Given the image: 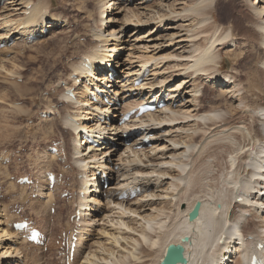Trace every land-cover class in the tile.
<instances>
[{
	"label": "bare ground",
	"instance_id": "obj_1",
	"mask_svg": "<svg viewBox=\"0 0 264 264\" xmlns=\"http://www.w3.org/2000/svg\"><path fill=\"white\" fill-rule=\"evenodd\" d=\"M226 1L227 2L224 3L225 5H223L222 0H160L158 1V4H153L151 7H147L154 13V15L150 16L158 19L160 18V20H158V24L160 26L161 24H163V22L167 24L170 23L169 26H167L169 27L168 29L171 31L175 30V32L169 31L170 33L168 34L172 36V40L173 37L184 32L183 35H179L181 38V42L185 41V38L187 37L193 38L194 36L196 37L197 34L209 31L212 28V25L210 24V22L207 23L208 21H212L214 25L215 22L220 23V25L225 24V20H227V12L231 11L229 12L231 13V16L233 12L235 14L236 12H238L240 16L239 18L243 20L245 26L247 27V29L242 28V34H244L245 36L247 34L245 38H247L250 42L248 54L253 55L254 53H257V55L253 59H251L253 62L251 63L250 67H246L245 65H241V63H239L241 69L242 66L243 68H246L244 70L238 69V65L237 68H232L231 71H222L224 67L222 66L220 61L221 56L215 50L217 46L225 42L235 44V42L237 41L234 40V36L237 35L234 32H236L237 26L239 25L234 23V21L233 23L235 25L232 23V26H230V28L229 26L224 27L223 25V29L218 35L215 34V31H218L219 28L217 30L215 29V31H213L214 33L212 32L213 35L207 38L209 46L207 45L203 48H200L198 42L190 45H182L181 43L178 44L180 45V55L177 56L193 59V63H191L192 61L190 62L191 65L186 64L185 66L186 70H193L192 73L189 74V77L193 76V74H196L195 81H197V79H200L203 75H207L208 77H212L215 83L220 82V85L227 86L228 89L226 90V94H228L229 92L234 95L229 97V95L224 96L221 93V95L224 96L223 97L220 95L224 102H218L216 98H213V101L211 102L212 104L205 110V106L200 105L201 103L199 101L201 95L203 96V93H201L199 96V91L201 89L198 88L199 85L193 84L192 92H194V95H192L193 99L190 100L191 102H195L194 104H191L196 107V109H193V112H191V109L190 112H188L187 110L182 111L180 108L176 109L172 106H169L167 108L159 110L158 115H156V113L147 114V116H145V118H148L147 120L140 119V122L143 123H153L150 127L147 128V132L152 133L155 130V126H159L156 129V131H158L163 128L162 125L165 123L175 124V122L181 120L189 122L190 120L188 119H191L192 117L196 118L194 120L195 126L191 127L192 133H190V136L187 140L180 141L181 138L177 139V137L176 139H170V142H172L174 145H178L179 143H181L184 144V146H174L171 149H168V152H165L170 144L161 145L160 142L162 141H160V137L157 136L159 144L157 143L156 146L148 150L146 149L148 146L140 150H134L133 146L135 145V143H133L131 147L126 148V150L124 151V154L128 153V155L125 156L126 159L120 158L118 162L116 161L117 159H114L112 155L108 156L109 152L115 151L116 153V149H113L112 143L111 146L110 144H104V150L109 151L106 153L105 151L100 152V155H103L101 157V162L100 155H98V153L96 154L94 152L95 150H90L89 148V152H82V141L79 145H73L74 152L71 153V155L68 154L70 156L69 159H71V161L73 162V168L76 170L74 175L76 177H78L79 175L83 177V179H80V181H78L81 185L82 190H84L83 187L85 186V193L83 192V194H81L80 190L77 195L78 197L76 198V200L79 201V206H91V204L88 202L89 191L91 188V186L89 187L90 179H88V177L89 172H96L97 169L94 170V168L97 167V164H99L98 168L103 167L104 169H106L111 175V178H114V173L117 172L118 178L120 176V180L115 184V186L112 187L113 189H111L109 192L107 191L106 197L110 200L109 204H115L114 209L120 210L123 215L121 217L119 216L118 220L114 224L122 225L129 229V232L125 233L127 234L125 236L121 233L112 234L116 246L107 249L106 251L108 254L103 257H97V260L91 259V257H96L95 253L92 254L91 251L87 252V248L84 247L83 244H80V242L83 240L82 235L80 242H78V248L76 249L75 253L77 259L76 261L78 263L85 255L83 259L89 261L90 263L82 262L81 264H159L164 257L167 246L169 244L180 243L184 244L185 256L188 259V264H225V262H227L228 264L229 262H231L232 264H242V260L239 258L240 250L244 247H249V245L252 244L253 241L264 242V195H262L264 194L262 193L264 187L259 188V185L264 186V103L256 105L254 99L251 97V95L253 94H258V96L262 95V93L264 94V0ZM260 1L262 2V4H260ZM15 2L19 5H22V7L19 9H24V16L17 21H15L14 19L4 21L7 24V33L4 37L5 39H8L10 36L16 35L17 38L14 39L15 41H27V38L30 35H37V33L35 32L44 26L56 29L58 26H62L66 22V19H64L63 17L53 16L51 14L50 5L46 0H10V3L14 4ZM103 3L104 4L100 6L102 8H104L106 5L108 7L115 5L114 2L107 0H104ZM104 12L100 14L104 15ZM142 14L136 13L129 8L126 14L121 17L123 20L122 24L124 28L134 26V30L130 32L129 36H136L135 39L141 37L137 35H139L143 30L146 29L145 27L148 23L152 22V17H150V20L146 14L141 17ZM143 18H145L146 21L143 20ZM98 19L101 24L98 26L93 25V28L91 29L92 38L96 40L94 42L96 44L89 45L90 43H87V48H89H85L86 51L84 50V52H81L82 55L79 62L72 64V72H78L82 75L93 74L91 70H93L100 62H106L107 58H109V61H107L110 62L109 65H113L114 61L112 59V55L116 52L115 50H117L118 45L121 44H117L112 48V50H110V52H112L111 55L104 53L103 49L106 47L103 44L109 41L107 36H109V38L115 37L116 39L119 37L116 36V31L113 32L114 30L110 32L109 30L108 32L106 30L105 32H103L101 25L104 26V24H107L109 22L112 23L114 22L115 18L112 16L104 17L99 15ZM180 21L183 22L178 24V22ZM44 22H48V24L45 25ZM59 23H61V25H59ZM206 23L209 24V26H204L207 25ZM200 27L201 29H199ZM146 32L148 36L149 34L151 35L152 33H154L155 30L151 29ZM106 33L108 34L106 35ZM230 37L231 39H229ZM1 42L2 41L0 40V44ZM35 50L37 51L38 49ZM259 51L260 53H258ZM44 59L47 60L48 58ZM87 60L90 61L92 65L90 63L86 64L85 62ZM239 60H237V63ZM13 61L14 60H12V62ZM44 62L45 61L40 59L39 64L42 65ZM260 62L262 66H260ZM148 63L149 62H143L142 65L145 67V65ZM253 64L255 65V67L252 68ZM39 68H36L37 71L39 70ZM33 69H35V67ZM97 71H100V74H102L106 71V68L100 67L97 69ZM242 71H244L246 74V82L244 80ZM72 72L68 75L70 79ZM11 73L13 77L16 75V72L14 71H11ZM89 75H87V77H89ZM19 76L22 77L19 74L18 78ZM61 79L67 81V79L64 78ZM98 79H100L101 81L102 77H99ZM134 79L135 78L131 79V83L134 82ZM27 81L29 80L27 79ZM186 81L187 80H184L183 83L188 84L190 82ZM29 82L24 84L11 82V84L13 85L11 86V88H17V91H20V93L22 94H26L28 91L30 92V90L33 89V87H31V80ZM118 82H121L120 78L116 79V83ZM163 83H166V80H161L157 84H149L150 87L152 86L153 88L158 84H162L161 88L156 91V96H159L158 93L161 94L164 90ZM66 88H72V85L65 87V89ZM88 88L89 87L87 85L84 87V89H80L79 87L78 91L74 92L75 98L65 94V90L63 89L60 94L62 102L67 103V105L71 106L74 109H76L75 106H77V108L87 109L93 113H96L95 111L97 109H102L104 112H106L108 110L107 107L101 106L100 108L99 104L92 102L91 99L88 98ZM208 89L209 87L205 86V90L207 91ZM153 90L155 89L150 90L151 93ZM170 90L171 91L169 92L172 93V95L168 100L178 98L174 95L172 89ZM119 91L120 90H118L117 88L115 95H118ZM229 98L234 100V103H244L243 107H236L235 105H233V103L229 104ZM159 99L160 98H157L155 101L157 102V100ZM100 101H102L101 98ZM53 104L54 103L50 105ZM131 104L132 103L127 104L126 107L131 106ZM18 105V103H14L12 105L14 110H25L24 107ZM80 105H83V107H79ZM182 106L184 107V104H182ZM113 110L114 114L112 116L117 117L121 112L120 108H113ZM48 111H51L54 114L58 112L60 113V110L52 107L48 108ZM194 112L196 113L194 114ZM46 113L48 112L46 111ZM78 115L79 114L75 113L63 114V123L67 124L74 130V142L76 139L78 140L80 138V129H84L83 132L87 133V128L91 127H87L88 125L83 126L82 122H80L76 118L78 117ZM98 115H96L97 118ZM113 120L115 123L113 122L112 126H115V134H118L116 128V122L118 118H113ZM94 122H96L93 125L95 128H92V130L90 131H92L93 133L94 130H96L95 132H97V135H88H91V137L93 138L95 136L98 138V135H101L105 139L104 135L106 134L105 132L107 130V126L105 125L104 127H102L103 123L100 122L99 118ZM177 124H179V122H177ZM84 140L86 139L84 138ZM119 142H121L120 144H123L122 141H118V143ZM85 143L87 145V141H85ZM199 144L201 146H199L198 151H196L195 153V150L198 147L197 145ZM211 151H213V153ZM130 152L133 154L130 155ZM140 152H144L146 158V161H144L145 163L157 162L156 166L167 163H175L177 168L174 169H178V171H180V174H178V176H173L177 183L170 182V184L167 186V188L171 191V208L168 209V212L165 210L167 206L166 202H162V205L160 202V204L157 203V200L163 199L164 196L162 193L157 194L155 190H153L151 194L148 193V190L151 187L150 180H147L146 183H143L144 186L140 185L141 187L145 188V192H147L148 194H143L141 198H136V200H134V202L132 203H130L129 200H118V197L115 194L117 186L131 183V178L137 181L136 185H139V173H146V171L142 172V167L145 166H142L141 164V162H143V159ZM168 153L171 154V160L168 159ZM45 155L44 157H46ZM209 158L213 159L212 163H210V161L208 160ZM48 161L49 163L52 162L51 160ZM189 163L192 166H189ZM116 165H119L118 170H115ZM214 167H218L216 168L218 171L213 173V175L211 176L208 174V171L210 169L213 170ZM131 169L135 171L129 172V170ZM162 172V175L167 176L165 170H163ZM5 176L8 177L7 174ZM210 179L212 181L207 182ZM214 184H216L218 188L215 189ZM22 187L23 189L26 188L25 186ZM12 189L15 190L14 186L12 187ZM42 190H44V188ZM23 192L21 190L19 194ZM44 192L46 191H43V193H41L40 195L41 197H45V199L47 198V202H51L54 200V196L51 191H48L46 193ZM258 193L259 196H257ZM23 194L25 195V193ZM148 197L161 198H156V201H154L153 204H150V202H152L154 198L147 199ZM238 197H241L240 202H236V199ZM23 198L24 196H22V199ZM146 199L148 200V203L145 205L143 203V200ZM76 200H74L73 202H75ZM93 201H97V199L93 198ZM197 201L201 202L200 214L195 220L190 221L189 212L192 210ZM133 204H136L135 209H133L135 207ZM138 204L140 205V207ZM181 205H184L185 208L181 209ZM144 206H148V211L146 213H140L139 211ZM37 208L36 215H44L43 206L40 208L37 206ZM79 210L81 211L83 209ZM82 212L84 213V211ZM127 212L133 214L139 213L141 217L138 219V223L140 224L139 226L135 227L124 220V215L129 214ZM86 214L87 213L82 214V220H85V216L89 215ZM248 215L249 218L247 217ZM131 217L132 216L130 215L128 216V218ZM8 221H10V219ZM0 224L2 223L0 222ZM249 225H253L256 228L254 229L253 227L255 231L252 232V228L249 229ZM84 226L86 227V225ZM9 227L10 226H5L3 229L10 232L12 227ZM132 230H134V232H131ZM6 231L5 234L8 233ZM17 234L18 233H16L15 235L18 237ZM252 235L254 240H248V236ZM185 236L189 237V240L187 242H183L182 240ZM222 237H224L222 240L223 242L220 243V239ZM121 241H124L125 244L120 245ZM117 244L120 245V249L116 251ZM228 253L230 254L229 256ZM34 260L37 261L38 259L34 258ZM35 264H40L39 260Z\"/></svg>",
	"mask_w": 264,
	"mask_h": 264
},
{
	"label": "rangeland",
	"instance_id": "obj_2",
	"mask_svg": "<svg viewBox=\"0 0 264 264\" xmlns=\"http://www.w3.org/2000/svg\"><path fill=\"white\" fill-rule=\"evenodd\" d=\"M2 1L0 0V3ZM46 1L50 5L51 14L53 16H60V17H63L64 19H66L67 26H65V27L62 26V27H59L58 29H50L51 31H50L49 35L45 36L44 38H42L41 40H39L35 44H28L25 46V44L23 45V43H21L20 41H15L14 42L15 44L12 47H4L0 50V52H1L0 53V153L10 154L12 157L11 158L12 163L7 164L8 167L4 166L6 164H3L2 160L0 161L3 164L2 165L0 163V177L3 176L2 180H4V178H5V182L1 184L3 187V190H4L3 193L5 196L15 194V193H17V190L19 189L18 190L19 193L22 190V192L24 191L23 193H25V192L28 193V199L31 198V196L29 194L30 189H27V191H25L26 188L23 189L22 185H18V184L14 185L13 183H8L7 176H5L6 174L7 175L9 174L8 176H10V174H12V173L20 175V174L32 172L33 174H36L40 179H42L41 184L45 185V181L42 178V174H43L42 172H43V170L46 171L49 169L45 170V168H41L40 165L50 166L51 163H53V161H55L54 163H56L57 162L56 160H58L59 158H61L62 160L65 161L67 159V157H68V159L70 158V156L68 154L71 155V153L74 152V150H73L74 144L79 145L81 141H82L83 145L86 144L85 143L86 140L83 139L84 140L83 141L81 138H79L78 140L76 139L74 142V139H75L74 130L72 128H70L67 124L63 123L62 112L64 114H66V113L79 114L78 117H76V118L80 122H82L83 126L88 125L86 123L87 120H88V122L90 121L91 124L87 127H90V126L91 127L87 128L88 130H86V131L91 133L92 135H97L96 134L97 132H95L96 130H94L93 133H92V131H90V130H92V128H95L93 125L96 122H94V124H93V121L98 120V118L96 117L97 113L93 114L92 117H94V120L92 121V118L88 119V117H91V115H90L91 111L90 110L80 109V108H77V106H75V108L77 110L75 112V111H73L74 108H72L71 106L68 105V107H67V106L63 105L59 108L62 112L59 113L60 117L58 115L56 116V118H57L56 120L55 119L49 120L52 118L47 119V117H42L40 119L39 112L49 108L51 106L50 104H52L53 102L57 103V101L59 99L62 101V98L60 95L62 91H61V88L59 89L56 87V82H58V79H60V78L69 77L68 73L72 70V64L79 61L76 59V57H79V56L81 57V55H82L81 52H84L85 48L86 49L89 48V47L87 48V43L88 44L90 43L89 45L96 44V43H94L96 40L94 38H92L91 29L93 28V25L98 26L101 24L98 21L99 15L104 16V17H111L112 16L115 18L114 22H112V23L109 22L107 24H104V26L101 25V28L103 29V32H105L106 30H107V32H108V30H109V32L112 30H114L113 32L116 31L115 34L119 38H117V39L115 37L109 38V36H107L109 41L105 42L104 44L102 43V44L106 47L103 49L104 53L108 54V55L112 54V52H110V50H112V48L114 46H116L117 44H121V45H118L117 50H115L116 52L113 53V55H112L113 56L112 59H114L113 66L120 69L119 70L120 75L124 71L131 70L130 71L131 73L129 74V76H131V74H134V72L136 70L141 71L142 69H145L149 65L151 72H150V75L148 76V78L146 79L144 84H147V86H150L149 85L150 83L157 84L161 80H166V83H163L164 84V90L169 92V91H171L170 89H172L174 95L176 97H178V98H176L177 100L176 99L175 100L177 102L179 99L182 100V101H180L179 104H177L176 107H174L176 109L180 108L182 111L187 110L188 112H190V109H191V112H193V109H196V107L191 105V104H194L195 102L190 101L191 99H193L192 95H194V92H192V88H193L192 85L193 84L199 85L198 88L201 89L199 91V96L201 93H203V96L201 95V98L199 99V101L201 103L200 105L205 106V107L203 106L205 110L208 108V106H210L212 104L211 102L213 101V98H216L218 100V102H224L222 100L221 96L229 95V97H231L234 95L232 93H229V92H228V94H226L227 93L226 90L228 89L227 86L220 85V82L215 83L214 79L212 77H208L207 75H203L200 79H197V81H195L196 80V74H193V76L189 77V74H191L193 70H186L185 66H186V64L191 65V63H193V61H192L193 59L177 56V55H180V50H179L180 45H178V44L181 43L182 45L183 44L184 45H186V44L190 45V44L198 42L200 48L201 47L203 48L207 45L209 46V42H208L207 38H209L211 35H213V33H214L213 31H215V29L217 30L219 28L218 31H215V34L218 35L221 32V30L223 29V25H224V27L229 26V28H230V26H232V23L234 21V23L239 25L241 28L240 29L239 26H237V30H236V32H234L237 34L234 36V40L235 41L237 40V41L235 42V44L230 43V42L229 43L225 42V43L217 46L216 50H215L221 56L220 61H221L222 66L224 67L222 69V71H224V70H230L231 71L232 68H237L238 65H239L238 69L244 70L246 68H243V66H242V69H241L239 63H241V65H245L246 67H250L251 63L253 62L251 59H253L257 55V53L256 54L254 53L253 55L248 54V50H249L248 48H249L250 42L247 38H245L247 36V34H246V36L244 34H242L243 33L242 30L247 29V27L245 26V23L243 22V20H241L239 18L240 16H239L238 12H236V14H235L232 11L233 12L232 16L230 15L231 13H229L231 11L227 12L226 13L227 20H225V24L220 25V23L215 22V25H216L215 26L212 23V21H208L207 23L210 22V24L212 25V28L209 31H207L205 33L197 34L196 37L194 36L193 38L187 37V38H185V41L181 42L180 41L181 38L179 35L180 34L183 35L184 32L173 37V40H172V36L168 35L170 33L169 31H171V30H169L168 29L169 27H167V26H169L170 23L167 24V23L163 22V24H161V26H160L158 24V20H160V18L158 19V18L150 16V15H154V13L152 11H150L147 7H149V6L151 7L153 4L154 5L158 4V1H160V0H149V2L146 0H134L132 3L128 2L127 0H107V1L114 2L115 5L110 6V7H108L106 5L107 7L105 6L104 8L100 7L102 4H104L103 3L104 0H46ZM190 1H192V0H190ZM219 1H221V0H219ZM253 1H255V0H253ZM226 2H227L226 0H222L223 5H225L224 3H226ZM139 3H142V4H139ZM260 4H262L261 1H260ZM21 7H22V5H19L16 2L14 4L10 3V0H6L5 4H3V3L0 4V38H1L0 40L2 42L7 40L4 38L5 34L7 33V24L4 21L10 20V19H14L15 21H17L20 18H22L24 16V14H23L24 9L23 8L19 9ZM127 8L128 9L130 8L131 10L135 11L136 13H140V14L145 13L147 15V17H149V19H150V17H152L151 18L152 22L148 23L145 27L146 29L144 28L145 30H143L139 35H137V36H141L138 39H135L136 36H134V37L129 36L130 32L132 30H134L133 29L134 26L129 27V28L123 27V24H122L123 20L121 17L124 14H126V12L128 11ZM102 12H104V15L100 14ZM145 14H142L141 17ZM143 20L146 21L145 18H143ZM235 20H236V22H235ZM145 21H143V22H145ZM237 21H239V22H237ZM181 22H183V21L178 22V24H180ZM239 23H241V24H239ZM242 25H243V27H242ZM170 26H172V25H170ZM204 26H209V24L204 25ZM213 27H215V28H213ZM123 28H124V31H123ZM151 29H154L155 32L152 33L151 35L149 34L147 36L146 31H149ZM199 29H201V27ZM171 32H175V30H172ZM107 34L108 33H106V35ZM14 36H16V35H14ZM15 38H17V36ZM229 39H231V37ZM18 42H20V43H18ZM35 49H38V50L36 51ZM245 52H246V55H245ZM258 53H260V51ZM258 56H260V55H258ZM33 57H35V58H33ZM44 58H48V59L45 60ZM40 59L45 61L42 65L39 64ZM260 59H259V61H260ZM7 60H9V61H7ZM12 60H14L13 61L14 63L12 62ZM48 60H49V62H48ZM106 60L109 61V58H107ZM144 60H146V61H144ZM237 60H239L238 63H237ZM107 61H106V63H108V65H109L110 62H107ZM143 62H149V63L146 64L144 67L142 65ZM56 64H58V65H56ZM51 65H52V67H51ZM260 66H262L261 62H260ZM34 67H35V69H33ZM253 67H255L254 64L252 65V68ZM36 68H39V70L37 71ZM8 71H10V72H8ZM11 71L16 72V75L14 77L12 76ZM140 71H138V73H136V74H139ZM98 73H101V72L98 71ZM242 73L244 76V80L246 82L247 81L246 76H245L246 74L244 71H242ZM19 74L22 77L19 76V78H18ZM87 75H89V74H86L85 77H87ZM27 79L29 81L31 80V83H32L31 87H33V89L30 90V92L28 91L26 94H22V93H20V91H17L18 90L17 88L16 89L11 88V86H13L11 84V82H17L19 84H24V83L29 82V81H27ZM98 80L100 81V79H98ZM184 80H187L190 82L188 84L187 83L184 84L183 83ZM128 82H130V84L133 85V82L131 83V80ZM33 83H34V85H33ZM86 83H87V81H86ZM118 83H119V85H117V87L119 88L120 91L124 90L125 86H127L122 81L118 82ZM161 85L162 84H158L154 88L151 86L150 90L155 89L152 91V93H154V92L157 93L156 91H158L161 88ZM170 86H172V87H170ZM205 86L209 87V89L207 91L205 90ZM53 88L55 89L54 91H53ZM80 89H81V87H80ZM222 89H224V90H222ZM221 93L223 95H221ZM158 94H160V93H158ZM251 97L254 99V102L256 103V105L264 103V94L263 93L260 96H258V94H253V95H251ZM133 101L134 100H131L129 103H132ZM187 101H190V102H187ZM233 101L234 100L229 98V104L233 103V105H235L236 107L239 106L241 108L244 105V103L239 104V102L234 103ZM14 103H18L19 104L18 106L24 107L25 110L24 111L14 110V108L12 106ZM182 104H184V107L182 106ZM226 106H228V105H226ZM79 107H83V105H80ZM54 108H56V107H54ZM71 111H73V112H71ZM158 111L159 110L155 111L154 113H156V115H158L159 114ZM91 113H93V112H91ZM195 113L196 112H194V114ZM201 114H199V115H201ZM147 119L148 118H146L144 120H147ZM195 119L196 118L192 117L191 119H188V120H190L189 122H185L183 120L177 121V122H179V124H177V122H175V124L174 123H165L162 125L163 128L161 130H158V131H156V129L159 126H155L154 131L157 134H154L153 145L150 148H148V147L147 148L145 147V148L148 150V149H151L152 147L156 146V144L158 143L157 136H159L160 141H162V142H160L161 145H163V144L169 145L170 144L169 147L167 148V150H165V152H168V149H171L174 146L175 147L184 146V144H181V143H179L178 145H174L172 142H170V139L171 138L176 139V137H177V139L181 138L180 141L187 140L190 136V133H192L191 127L195 126V121H194ZM84 120H86V121H84ZM111 120H112V122H111V124H112L114 122V120L113 119H111ZM188 120H186V121H188ZM207 121H209V120H207ZM180 122H184V123H180ZM151 124H153V123H149V127L151 126ZM105 125L103 123L102 127H104ZM71 131L73 132L72 134H71ZM113 131L114 132L109 134V136H113V134L115 133V130H113ZM154 131L152 133H155ZM108 133H110V132H108ZM118 134H115V135L117 136ZM121 134L118 135V137H114V139L117 140V143H118V141H122V139H123V137H121ZM104 137H105V139L107 138L106 135H104ZM60 138L63 139L66 146L71 150L70 153H68L66 151L65 147L64 148L61 147V150H60L61 153H59L57 155L51 154L50 152H46V153L43 152V150L46 149L47 145H50L52 143V140L60 139ZM106 141H108V140L106 139L105 142ZM70 142H71V144H70ZM107 144H110V142H108ZM110 146H111V144H110ZM197 146L198 147L196 148L195 153H196V151H198L199 146H201V145L199 144ZM13 150L20 151V153L17 154L19 156L14 157L13 153H12ZM88 150H89V148H88ZM121 150L122 149L119 148V153H117V149H116V153H115V151L109 152L108 156L112 155L114 157V159H117L116 161H118L120 158L126 159L125 156L128 155V153L124 154V151L126 150V148L122 152H121ZM147 150H146V153H147ZM30 152H32V153H30ZM82 152H84V151L82 150ZM86 152H84V153H86ZM94 152L96 154L99 152L98 155H100V151H94ZM211 152L213 153V151H211ZM47 153H48V156H47ZM49 154L53 155L55 158ZM132 154L133 153L130 152V155H132ZM140 154H141L142 159H143V162H141V164H142V166L146 167V168L142 167L143 168L142 172L146 171V173L145 174L139 173L138 176L141 179L140 178L138 179V180H140L138 182V184H139V186L140 185L144 186L143 183H146L147 180H150V185H151L150 189L151 190L149 189L148 193L151 194L153 190H155V192L157 194L162 193L164 197L161 200H157V203L158 204L161 203V205H162L163 204L162 202H164V203L166 202L167 206H166L165 210L168 212V209L171 208V196H170L171 191L167 188V186L170 184V182L177 183L173 176L174 175H175V177L178 176V174H180V171H178V169H174V168H177L175 163H167V164L158 165V166H156L157 162H154V163H147L146 162L145 163L144 161H146V158H145L144 152H140ZM44 155L46 157H44ZM102 156H100L101 162H102V159H101ZM167 156L169 157L168 158L169 160L172 159L170 153H168ZM53 158H54V160H53ZM43 159H44V161H43ZM48 160H51L52 162L49 163ZM208 160L210 161V163H212V161H213L212 158H209ZM57 163H59V164H54L52 166V168L54 170L59 171L60 169L66 168V167L64 168V165L62 162L58 161ZM72 164H73V162H72ZM92 164H95V163H92ZM173 165H175V166H173ZM189 166H192V165L189 163ZM72 167H73V165H72ZM101 168H103V167H101ZM216 168H218V167H214L213 170L210 169L208 171L209 172L208 174L212 176L213 173L218 171ZM73 170L76 171L74 168H73ZM163 170L166 171L165 173H167V176L162 175ZM131 171L132 170H130V172ZM134 171L135 170H133V172ZM116 173L117 172L114 173L115 179H116V177H118V173L117 174ZM80 177L81 178H79V179L76 178L77 182L80 181V179H83L82 176H80ZM159 177L162 179H160ZM94 179L95 178H93V180ZM97 179L99 180L98 177H97ZM119 180L120 179L118 178V180L116 182H114L113 185L111 184L110 188L107 191L109 192L111 189H113L112 187L115 186V184L118 183ZM130 180H131V183H134V185H136L137 181H135L133 178H131ZM211 181L212 180L210 179L207 182H211ZM13 186H14L15 190L12 189ZM21 187H22V189H21ZM260 187L263 188L264 186L259 185V188ZM43 188H44V190H42ZM43 188L40 189L42 191L38 190V193H39L38 196H40V199L47 200V198L46 199H45V197L42 198L40 195L41 193H43V191L48 192V190L45 187H43ZM214 188L216 189V188H218V186L216 184H214ZM83 189L84 190H82V191L85 193V186L83 187ZM263 190H264V188H263ZM263 190H262V193H263ZM93 191L94 190L90 188L88 202L91 204V206L90 207H89V205L84 206V207H89L87 209H89L90 211H89V213H87L88 212L87 209H84L83 214H85V211H87L86 213L89 215L86 214L87 216H85V220H82L83 225L81 227V229H82L81 232H86V231H89V232H86L83 240L81 241L82 243L80 242V244H83V246L87 248L86 249L87 252L91 251L92 254L95 253L96 257L95 258L91 257V259L97 260L96 259L97 257H103V256H106L108 254L106 251L107 249H110V248L116 246V244L114 243L112 234L121 233L125 236V235H127L125 233H128L129 229H127L125 226L114 224L118 220L119 216L120 217L123 216L121 211L118 209H114L115 204H111V205L109 204L110 200L107 197L103 196V193H104L103 191H101V195H99V196H96L95 194H93L92 193ZM107 191H105V192L107 193ZM46 192H44V193H46ZM23 193L19 194V197H18V200L21 199V202H24L27 199V198H25V197H27V195L26 194L24 195ZM148 193L145 192L144 195H146ZM22 196H24L23 199H22ZM257 196H259V193L257 194ZM90 198H91V200H90ZM93 198L97 199V201H93ZM138 198H141V197H138ZM153 198H154V200H152V202H150V204H153V202L156 201L155 200L156 198L160 199L161 197L160 198L148 197L147 199H153ZM6 199H8V197ZM31 199H34V202L37 204H35L33 202V200L30 201V204H29L30 209L35 213V214L34 213H30V214L34 218H36V220L40 226L49 230V232L53 236V239L55 240L56 235L59 233V227H58V225H55L58 216L56 214L52 215V213L49 214L47 209H45L46 204L43 201L35 200L36 198H31ZM147 199L143 200V203L145 205L148 203ZM105 200H107L106 203H105ZM134 200H136V198H134L132 201H130V203L134 202ZM9 203H11V201L0 202V219H1L0 222L2 223V224H0V226H1L0 227L1 228L0 229V264H8V263L9 264H13V263L20 264L21 261H23L24 264H27L24 260H21V261L16 260L18 258L25 259V260L27 259L28 254L25 253V246H24V244H26L25 241L24 240L22 241V239L19 236L17 237L15 235L16 233L13 231V229L11 227H9V228H11L10 232L3 229L5 226H10V222H13L12 221L13 216L8 212L7 207H6V205H8ZM92 203H99V204H92ZM26 204H28V200L26 201ZM34 205H36V206H34ZM41 205L43 206V214L45 216L40 214L38 217V215H36V208H37V206L39 208L42 207ZM59 205H60L59 211L61 213V216L59 214L60 218L65 217V213L68 211L73 212L72 207L68 209L67 207L65 208V205L63 203H59ZM96 205H98V206L105 205V206H103V211H105V212H103L102 210L97 212L96 208L93 209V207H96ZM133 205L135 206L136 204H133ZM77 206H79L78 203H77ZM115 207H117V206H115ZM139 207H140V205H139ZM4 208H5V210H4ZM135 208H136V206L133 209H135ZM184 208H185V206L181 205V209H184ZM8 209H9V206H8ZM101 209H102V207H101ZM148 209H149L148 206H146V207L144 206V207H142V209L139 212L140 213H146L148 211ZM31 210H29V212H31ZM56 213H57V210H56ZM127 213H129V214L124 215V218H125L124 220L126 222H129L131 225H133L135 227L139 226L140 224L138 223L139 222L138 219L141 218L139 213H137V214H133L130 212H127ZM129 215L132 217L128 218ZM247 217L249 218V216H247ZM9 219H10V221H8ZM87 221H89V222H87ZM86 222H87V224H86ZM84 225H86V227ZM249 227H250L249 229L252 228L251 229L252 232L255 231L254 229H256L253 225H249ZM253 227H254V229H253ZM4 230L6 232H8L7 233L8 235L5 234ZM131 232H134V230H132ZM257 234H259V233H257ZM121 244H125V242L121 241L120 245ZM19 245H20V247H19ZM120 245L117 244L116 251L118 249H120L119 248ZM18 249H19V251H18ZM38 249H40V248H37V250ZM41 251L47 252V251H51V250H46V249L43 250L42 249ZM84 256H83V258H84ZM34 258H37L41 264L42 258L40 255H35ZM83 258H81V260L79 262L80 264L82 262L90 263L89 261H87ZM47 260L50 262V264H55V251H53L51 254L47 253ZM37 261H35V260L32 261V264H35ZM77 264H78V262H77Z\"/></svg>",
	"mask_w": 264,
	"mask_h": 264
},
{
	"label": "water",
	"instance_id": "obj_3",
	"mask_svg": "<svg viewBox=\"0 0 264 264\" xmlns=\"http://www.w3.org/2000/svg\"><path fill=\"white\" fill-rule=\"evenodd\" d=\"M201 203L197 202L193 211L190 212V220H194L198 214ZM188 237L183 240L186 241ZM187 264V259L184 256V246L182 244H170L167 247L166 254L161 262V264Z\"/></svg>",
	"mask_w": 264,
	"mask_h": 264
}]
</instances>
